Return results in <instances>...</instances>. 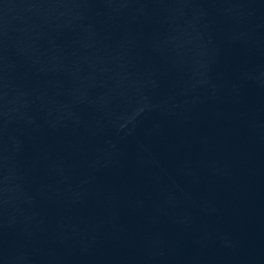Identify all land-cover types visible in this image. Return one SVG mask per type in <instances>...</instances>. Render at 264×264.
<instances>
[{"label": "water", "instance_id": "95a60500", "mask_svg": "<svg viewBox=\"0 0 264 264\" xmlns=\"http://www.w3.org/2000/svg\"><path fill=\"white\" fill-rule=\"evenodd\" d=\"M0 264H264V0H0Z\"/></svg>", "mask_w": 264, "mask_h": 264}]
</instances>
